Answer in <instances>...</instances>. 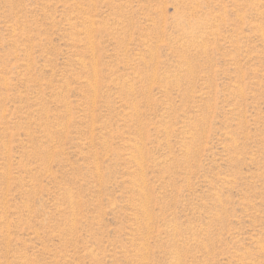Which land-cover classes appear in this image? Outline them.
Returning a JSON list of instances; mask_svg holds the SVG:
<instances>
[{
	"label": "rangeland",
	"instance_id": "374dc122",
	"mask_svg": "<svg viewBox=\"0 0 264 264\" xmlns=\"http://www.w3.org/2000/svg\"><path fill=\"white\" fill-rule=\"evenodd\" d=\"M0 264H264V0H0Z\"/></svg>",
	"mask_w": 264,
	"mask_h": 264
}]
</instances>
